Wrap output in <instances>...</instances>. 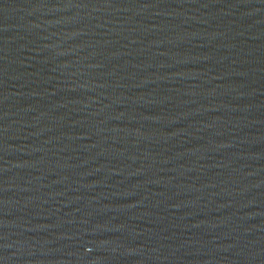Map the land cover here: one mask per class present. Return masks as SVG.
I'll return each mask as SVG.
<instances>
[{"label":"water","instance_id":"95a60500","mask_svg":"<svg viewBox=\"0 0 264 264\" xmlns=\"http://www.w3.org/2000/svg\"><path fill=\"white\" fill-rule=\"evenodd\" d=\"M264 170V0H0V264H186Z\"/></svg>","mask_w":264,"mask_h":264}]
</instances>
